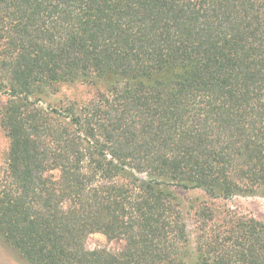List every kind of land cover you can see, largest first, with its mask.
<instances>
[{
    "label": "trees",
    "instance_id": "1",
    "mask_svg": "<svg viewBox=\"0 0 264 264\" xmlns=\"http://www.w3.org/2000/svg\"><path fill=\"white\" fill-rule=\"evenodd\" d=\"M0 87L28 263L264 264V222L216 202L264 194V0H0ZM179 188L210 198L192 227Z\"/></svg>",
    "mask_w": 264,
    "mask_h": 264
},
{
    "label": "rangeland",
    "instance_id": "2",
    "mask_svg": "<svg viewBox=\"0 0 264 264\" xmlns=\"http://www.w3.org/2000/svg\"><path fill=\"white\" fill-rule=\"evenodd\" d=\"M93 87L88 85L70 84L63 85L60 93L52 95V99L75 98L90 96ZM10 96L3 88L0 87V178L4 175L7 165V156L10 147V140L2 126V112ZM182 198V209L186 222L192 227V204H197L201 200H210L207 193L200 188L196 189H177ZM220 205L232 207L240 212L254 216L264 222V194L258 195H236L229 199L216 200ZM123 242L110 240L101 233L91 234L88 238V247L98 248L107 247L111 250L121 248ZM0 264H30L23 256L3 238L0 237Z\"/></svg>",
    "mask_w": 264,
    "mask_h": 264
}]
</instances>
